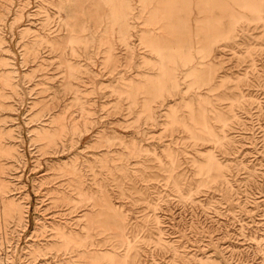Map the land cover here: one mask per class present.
I'll list each match as a JSON object with an SVG mask.
<instances>
[{
  "label": "rangeland",
  "instance_id": "obj_1",
  "mask_svg": "<svg viewBox=\"0 0 264 264\" xmlns=\"http://www.w3.org/2000/svg\"><path fill=\"white\" fill-rule=\"evenodd\" d=\"M0 264H264V0H0Z\"/></svg>",
  "mask_w": 264,
  "mask_h": 264
}]
</instances>
